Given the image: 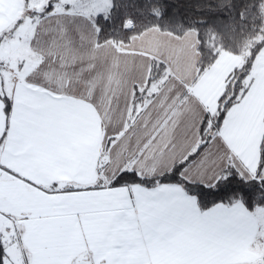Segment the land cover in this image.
Segmentation results:
<instances>
[{
    "label": "snow or ice",
    "instance_id": "6c2138e0",
    "mask_svg": "<svg viewBox=\"0 0 264 264\" xmlns=\"http://www.w3.org/2000/svg\"><path fill=\"white\" fill-rule=\"evenodd\" d=\"M184 3L162 29L150 0H0V264H264V0ZM132 7L190 78L160 55L97 82ZM237 27L242 62L198 95Z\"/></svg>",
    "mask_w": 264,
    "mask_h": 264
},
{
    "label": "crops",
    "instance_id": "0c3cea01",
    "mask_svg": "<svg viewBox=\"0 0 264 264\" xmlns=\"http://www.w3.org/2000/svg\"><path fill=\"white\" fill-rule=\"evenodd\" d=\"M13 10L6 14L11 16ZM98 70L97 82L122 88L130 85L133 78L147 74L150 58L163 55L173 62L177 76L190 78L193 69L191 62L185 60V50L175 38L167 32L148 28L140 35L133 37L127 44H117L112 40L96 53ZM241 57L230 52H222L214 63V71L198 84L195 91L198 95L208 96L222 89L223 77L233 66L241 63Z\"/></svg>",
    "mask_w": 264,
    "mask_h": 264
},
{
    "label": "trees",
    "instance_id": "16d2710c",
    "mask_svg": "<svg viewBox=\"0 0 264 264\" xmlns=\"http://www.w3.org/2000/svg\"><path fill=\"white\" fill-rule=\"evenodd\" d=\"M129 2L135 5V0H129ZM231 2L232 0H219V3L223 4L225 8H227ZM150 6L170 10L171 14L160 20L162 29L168 26H173L177 17L183 18L186 11L184 0H150ZM128 11L135 18L136 27H134L129 33L113 32L112 41L114 43L127 44L133 37L140 35L144 31L141 29L142 25L147 27L150 23H155L154 18L148 14L147 8H144L143 13L137 12L135 7L129 8ZM170 21L172 24H170ZM220 31L221 35L219 39L225 44L226 48L232 49L227 52L239 56L235 50L244 43L245 34L242 33L238 27L236 29L221 28Z\"/></svg>",
    "mask_w": 264,
    "mask_h": 264
}]
</instances>
